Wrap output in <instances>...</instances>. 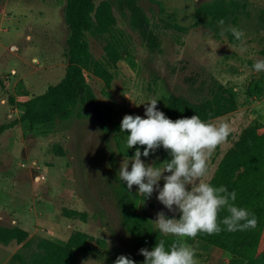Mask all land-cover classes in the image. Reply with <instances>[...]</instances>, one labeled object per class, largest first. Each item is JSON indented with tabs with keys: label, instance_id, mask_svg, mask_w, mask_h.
<instances>
[{
	"label": "rangeland",
	"instance_id": "374dc122",
	"mask_svg": "<svg viewBox=\"0 0 264 264\" xmlns=\"http://www.w3.org/2000/svg\"><path fill=\"white\" fill-rule=\"evenodd\" d=\"M101 1L111 4L115 21L90 42L110 78L88 71L87 79L101 102L106 129L101 114L91 108L83 116L34 127L16 122L21 102L66 73L67 0H0V127L6 126L0 136V225L29 232L23 242L0 241V264H29L41 239L66 244L77 231L92 235L98 250L78 251L73 264H113L133 249L114 201L104 192L105 181L137 148L143 153L144 146L126 148L130 133L121 132L120 125L125 115L146 118L151 100L166 114L167 98L195 102L216 95L213 100L224 104L223 98L233 95L234 110L205 120L226 122L232 129L207 161L201 178L206 183L244 129L254 121L264 123V71L253 68L264 60V0H96ZM231 27L244 32L242 41L228 31ZM110 45L116 59L108 53ZM170 158L162 146L141 156L160 168ZM163 184L161 179L159 187ZM157 195L143 196V211L154 222L159 212L179 219V211L170 212ZM185 243L196 250L197 264H236L230 254L196 238ZM18 252L22 262L13 258Z\"/></svg>",
	"mask_w": 264,
	"mask_h": 264
},
{
	"label": "trees",
	"instance_id": "16d2710c",
	"mask_svg": "<svg viewBox=\"0 0 264 264\" xmlns=\"http://www.w3.org/2000/svg\"><path fill=\"white\" fill-rule=\"evenodd\" d=\"M114 21L115 16L108 1L97 3L96 0H67L66 22L71 37L68 39L65 53L68 58L66 73L45 92L21 102L23 113L16 122H26L34 127L57 119L68 120L77 115L83 116V111L87 112L91 108L101 114L104 128L109 126L103 115L101 102L88 82L87 73L93 71L109 80L108 67L95 57L90 38L108 32ZM115 52L116 49L110 45L108 53L116 59ZM0 83L4 85L2 79ZM223 90L228 93L226 89ZM228 94L229 97L223 98L224 104L213 100L216 95L214 98L206 97L195 102L185 98H167L165 116L173 121L193 115L206 120L222 112L232 111L236 103L233 95ZM5 127H0V136ZM110 176L105 181L107 191L104 192L114 201L120 223L134 241L133 249L120 255L129 257L136 264H144L145 257L139 253L140 249L147 248L151 251L161 239L165 240L168 248L177 238L163 235L158 230L153 218L142 209L143 196L133 188L129 192L126 182L119 179V173H112ZM209 183L214 187L224 186L229 192L235 190V204L254 213L258 223L254 229L246 231L225 230L213 235L200 233L195 238L230 254L236 264H264V123L254 121L244 129L240 138L219 163ZM226 215V210L220 211L219 219L222 220ZM28 236L29 232L19 226L0 225V241L3 243L13 240L23 242ZM93 238L86 232L77 231L66 244L47 238L41 239L37 249L28 257V263L73 264L78 251L97 252L96 245L92 244ZM96 240L106 244L104 239ZM25 245L30 246V240ZM13 258H19L21 262L25 260L21 252L16 253Z\"/></svg>",
	"mask_w": 264,
	"mask_h": 264
},
{
	"label": "clouds",
	"instance_id": "9594fccd",
	"mask_svg": "<svg viewBox=\"0 0 264 264\" xmlns=\"http://www.w3.org/2000/svg\"><path fill=\"white\" fill-rule=\"evenodd\" d=\"M219 23L223 25V19ZM228 31L236 40L242 41V30L231 27ZM253 68L257 72L264 71V60H257ZM145 116L125 115L121 121L120 131L130 133L126 137V148L140 145L144 150L142 153L136 149L129 161L130 171L129 162H122L119 179L126 182L129 192L136 185L138 194L147 198L158 191V201L170 212L178 210L180 216L174 219L166 217L163 212L157 213L154 224L158 230L177 239L168 248L165 240L161 239L151 251L140 249L139 253L145 257L144 264H197L194 258L196 250L185 243V238L194 239L200 233L213 235L225 230L254 229L257 218L248 209L235 204V190L229 192L224 186L214 187L201 179L208 172L207 161L211 153L230 135V125L226 122L216 125L198 115L173 121L157 109L155 99L146 103ZM161 146L171 157L163 163V168L149 166L142 161V155L148 157ZM165 172L170 174L164 175ZM161 179L164 180L162 188L159 187ZM222 210H226L228 215L220 220ZM114 264L136 262L120 255Z\"/></svg>",
	"mask_w": 264,
	"mask_h": 264
}]
</instances>
